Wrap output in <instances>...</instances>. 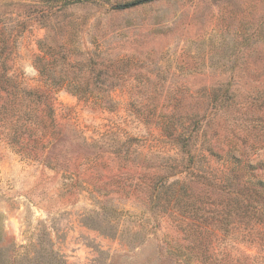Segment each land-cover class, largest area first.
Wrapping results in <instances>:
<instances>
[{
    "label": "rangeland",
    "instance_id": "1",
    "mask_svg": "<svg viewBox=\"0 0 264 264\" xmlns=\"http://www.w3.org/2000/svg\"><path fill=\"white\" fill-rule=\"evenodd\" d=\"M51 1L0 0V74L45 88L34 60L48 36L90 51L103 73L91 97L56 92L59 137L42 159L0 140V264H264V231L248 233L239 209L225 226L234 195L165 169L183 157L180 125L212 118L214 88L237 96L204 128L217 152L227 157L236 130L237 149L264 162V129H240L264 126V0H154L123 11L137 0ZM172 114L179 130L155 122ZM206 164L223 169L212 156L196 170ZM169 176L183 181L179 200L156 190Z\"/></svg>",
    "mask_w": 264,
    "mask_h": 264
},
{
    "label": "trees",
    "instance_id": "2",
    "mask_svg": "<svg viewBox=\"0 0 264 264\" xmlns=\"http://www.w3.org/2000/svg\"><path fill=\"white\" fill-rule=\"evenodd\" d=\"M89 1L72 0L70 4ZM152 1L154 0H137L120 5L116 9L123 11ZM51 2L54 3L53 0ZM40 52L41 54L34 60V67L45 88H27L8 75L0 74V140L25 158L33 160L42 159L46 149L58 140L59 133L55 120L56 92L66 89L79 98L91 97L94 91L99 89L98 78L103 73V69L96 68L99 63H96V58L90 51L71 47L67 41L54 43L48 36L41 42ZM99 55L97 54V57ZM122 62V59H118L112 67L117 69ZM94 74H97L95 78ZM236 98L235 92L230 94L229 89H210L208 106L213 116L221 112L227 113L229 106L237 104ZM206 114L194 115L189 123L180 125L182 131L176 134L175 141L183 157L165 169H175L174 175L185 174L186 177H192V180L203 178L211 181L220 192H224L227 196L234 195L238 205L227 212L224 219L227 230L233 224L230 218L234 214L233 210L238 212L239 209L240 217L246 219L248 233L256 231L260 234L264 231L262 229L264 227V162L254 161L245 151L237 149L236 130L233 131L235 142L226 136L227 157L223 158L215 149L216 144L213 143L212 138L208 137L207 132L205 133V126L209 124V119H213V116L211 118ZM156 119L155 122L164 130H173L172 126L179 130L173 114L156 116ZM243 126L244 128L240 127L242 133L248 132V134L258 130L259 127L261 130L264 129L263 125L252 123ZM208 154L210 157L222 160L223 169L217 170L206 164L205 170H196L197 161H210ZM213 169L218 171V177H213L211 174ZM169 178L170 176L162 179L156 190L160 192L161 189H173V195L179 200L183 192L186 193L183 189V181L167 183ZM158 198L159 195H156V199Z\"/></svg>",
    "mask_w": 264,
    "mask_h": 264
}]
</instances>
